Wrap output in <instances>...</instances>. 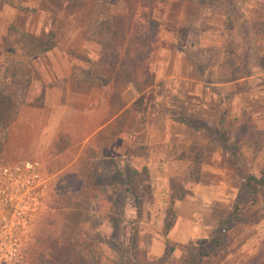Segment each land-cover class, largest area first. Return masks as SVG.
Wrapping results in <instances>:
<instances>
[{"label": "rangeland", "instance_id": "obj_1", "mask_svg": "<svg viewBox=\"0 0 264 264\" xmlns=\"http://www.w3.org/2000/svg\"><path fill=\"white\" fill-rule=\"evenodd\" d=\"M130 1L139 22L153 23L148 42L140 31L149 44L132 73L128 0H0V90L9 85L12 100H22L5 134L0 124V264H44L48 245L68 239L76 216L100 242L98 264H132L134 216L141 230L136 264H160L146 261V247L153 230L162 234L173 223L175 203L165 198L171 180L196 192L183 209L206 233L169 241L172 259L208 244L237 205L224 243L202 264H246L260 255L264 263V184L249 179L264 180V0H195L204 8L183 6L178 17L173 3L193 0ZM196 14L205 22L202 37L182 30L177 46L200 79L225 84L175 85L166 121L183 135L149 144L143 97L122 109L130 95L124 90L140 93L152 82L160 22L185 27ZM39 44L49 48L31 56ZM69 65L86 78L66 77Z\"/></svg>", "mask_w": 264, "mask_h": 264}, {"label": "crops", "instance_id": "obj_2", "mask_svg": "<svg viewBox=\"0 0 264 264\" xmlns=\"http://www.w3.org/2000/svg\"><path fill=\"white\" fill-rule=\"evenodd\" d=\"M193 1L194 2L188 3H183L181 1L174 2V8H176L175 14L177 17L181 16V8L183 6L196 8L198 11L200 10L199 8L201 5L202 9L204 8L203 4L195 0ZM180 24L181 23L176 22V25L173 26L175 28L173 29L170 28V26H167L163 21L160 22L158 31L159 39L155 43L150 55L149 64L152 82L140 93H138L132 86H127L124 90V93H128L129 91L130 95L129 97L125 98V105L122 109L126 108L138 96L143 97V105L147 111L144 117L143 130L146 140L149 144L163 142L166 143L168 140L174 141L175 138H179L183 135L181 128H178L174 124L168 123L166 121V119H168L166 112L169 106V99L174 95V93L177 92L174 89L175 85L191 86L192 84H197L199 86L201 85L202 87L205 86V88H209V86L225 84L224 82L207 83L204 81V79H200L195 62L190 56L187 55V52L184 50V48L177 46L179 38L182 39L183 37L182 30H187L188 32L192 31L195 33V37H198L200 40V37H202L200 32L205 25V22L202 21V15L196 14V20L192 25L190 23L184 27ZM69 66L70 67H68V73L66 74V77H71V75L75 77L76 75L72 72V66ZM52 76L56 78L54 73H52ZM95 87H97L96 84ZM48 88H50L51 92L55 89L53 85H49ZM50 91H47L46 95L49 94ZM187 92L188 94L190 93L189 89H187ZM48 101L49 100H47V103L49 104ZM58 101L59 97L57 101L55 99V102L51 104H57ZM197 103L194 104V107H197L194 109L196 118L200 116L198 105H196ZM189 110L192 111V109ZM200 111L202 113V110ZM181 115V117H187L186 115ZM106 124L102 123L93 132L95 133L100 131L105 127ZM171 151H174L173 147L171 148ZM195 194L196 192L186 196L181 201H174L172 203V205L175 203V217L172 225L166 230V232L161 234L155 230L152 231L151 229L152 234L146 247V261H151L155 258H159L162 255L166 240L177 243H185L197 236L200 237L206 234L205 232L203 233L204 229H200L199 225L193 221L194 212L189 210L190 212L188 213L183 209V205L188 203V199L194 197ZM165 198L169 201V194L166 195ZM176 205L179 206L176 207ZM212 227L213 225L211 228ZM138 235L139 237L141 236V230Z\"/></svg>", "mask_w": 264, "mask_h": 264}, {"label": "trees", "instance_id": "obj_3", "mask_svg": "<svg viewBox=\"0 0 264 264\" xmlns=\"http://www.w3.org/2000/svg\"><path fill=\"white\" fill-rule=\"evenodd\" d=\"M122 1V0H121ZM129 1V5L131 7L130 12V24L131 30L135 32L134 37L131 39V48L127 50L128 55H135V60L130 63V73L135 72L138 69L139 61H143V48H147V44L143 43L145 39V35L140 34L142 31L146 34V39L148 38L147 30L152 27V21L147 17L142 19V22L136 18L135 14L137 12L138 5H132L131 1ZM98 23V22H97ZM93 25V28L96 29V24ZM142 29V30H141ZM146 29V30H145ZM147 42L149 39L146 40ZM113 43V41H112ZM115 47V46H114ZM114 47L112 50H114ZM136 47V48H134ZM48 45H40L33 49L31 56L39 55L48 49ZM134 48V49H132ZM118 48H116L117 52ZM134 66V67H133ZM145 71V68H143ZM113 73V72H112ZM76 76L81 79L86 77L77 75ZM110 76V75H109ZM97 77H100L97 74ZM131 76L128 74L127 78ZM93 79V78H89ZM130 81V80H127ZM93 82L97 84V82L93 79ZM116 85V84H115ZM114 84L113 87L116 88ZM118 87V86H117ZM121 88H125V84H122ZM3 92V94H2ZM5 92V94H4ZM12 92L13 90L10 89L9 85L3 86L0 90V124L3 126L4 129L2 130V134H5V128L7 129L9 123L13 119V111L22 103L21 101H13L12 100ZM254 183L257 185H263L264 180L263 178H254L250 177ZM170 196H169V204H172L173 201H181L186 196L191 195V192L185 188H183L179 183L171 180L169 184ZM237 205H233L231 208L228 217L222 219L219 223L213 227V234H210L209 239L207 240L208 244L203 246H197L195 252L193 254H189L188 256H180L176 259L171 258V252L173 250V244L170 243L168 240L165 241L164 249L162 255L159 257L160 264H202L205 260H208L212 256H214L217 251L219 250L220 246L224 243L225 237L227 232L232 229L234 223L238 219L239 211H237ZM76 216V215H75ZM135 220H133L130 224V248H129V255L131 258L132 264H136V252H137V240H138V216H134ZM80 218L76 216V221L73 227L68 230L69 237L68 239H63L62 236L60 238L56 237L55 242H51L48 245V249L50 251L48 255V261L44 264H98L99 257L101 255L100 252V242L99 240H94L85 232L84 227L81 226ZM63 239V240H62ZM200 240V239H199ZM203 240V239H202ZM261 257V255H260ZM259 256L255 257V259L247 262L246 264H264L259 259ZM35 264H39L38 260Z\"/></svg>", "mask_w": 264, "mask_h": 264}]
</instances>
